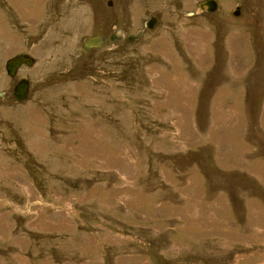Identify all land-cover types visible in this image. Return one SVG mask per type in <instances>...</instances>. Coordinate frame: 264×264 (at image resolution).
Wrapping results in <instances>:
<instances>
[{
    "label": "rangeland",
    "instance_id": "1",
    "mask_svg": "<svg viewBox=\"0 0 264 264\" xmlns=\"http://www.w3.org/2000/svg\"><path fill=\"white\" fill-rule=\"evenodd\" d=\"M201 1L0 0V264H264V0Z\"/></svg>",
    "mask_w": 264,
    "mask_h": 264
},
{
    "label": "water",
    "instance_id": "2",
    "mask_svg": "<svg viewBox=\"0 0 264 264\" xmlns=\"http://www.w3.org/2000/svg\"><path fill=\"white\" fill-rule=\"evenodd\" d=\"M217 7V3L215 0H202L201 2L197 3V11L200 12L201 10L207 12H213ZM239 13V7H236L234 14ZM156 23V17L154 15H149L148 19L145 22V28L152 29L154 24ZM142 34V31L137 32L135 35L128 36L127 39L129 41H133L138 38ZM121 36V35H120ZM117 37V38H120ZM114 36L111 35V39ZM106 42L105 36L103 35H96V36H89L84 39L83 49L89 51L93 47H100L104 45ZM7 70L9 71L10 75L14 74L18 67L22 64L26 66H31L34 63V59L29 56L27 53H18L8 61ZM16 98L20 101H23L27 98L28 94V81L26 79H22L16 87H14L13 91ZM3 96V95H2Z\"/></svg>",
    "mask_w": 264,
    "mask_h": 264
},
{
    "label": "crops",
    "instance_id": "3",
    "mask_svg": "<svg viewBox=\"0 0 264 264\" xmlns=\"http://www.w3.org/2000/svg\"><path fill=\"white\" fill-rule=\"evenodd\" d=\"M260 89V88H259ZM252 90H254V96L257 94L256 92L258 91L257 89H251L250 90V93H249V95L251 94V92H252ZM249 97V96H248ZM261 96H260V100H261ZM240 104H245L244 102H242V103H240ZM243 105H241L242 107H243ZM260 108H262V112H263V115H262V118H264V104H263V102L262 101H260V106H259ZM261 112V111H260ZM246 126L247 127H249V125H250V122L252 123V121L247 117L246 118ZM264 123V121L262 122V124ZM262 134V133H261ZM248 145L250 146V144H249V142H248ZM249 164H251V163H249ZM244 170V169H243ZM247 172H249V171H247ZM261 177V176H260ZM261 179H262V177H261ZM255 180V179H254ZM262 181H263V179H262ZM264 182V181H263Z\"/></svg>",
    "mask_w": 264,
    "mask_h": 264
},
{
    "label": "bare ground",
    "instance_id": "4",
    "mask_svg": "<svg viewBox=\"0 0 264 264\" xmlns=\"http://www.w3.org/2000/svg\"><path fill=\"white\" fill-rule=\"evenodd\" d=\"M1 94H4V92H1Z\"/></svg>",
    "mask_w": 264,
    "mask_h": 264
},
{
    "label": "flooded vegetation",
    "instance_id": "5",
    "mask_svg": "<svg viewBox=\"0 0 264 264\" xmlns=\"http://www.w3.org/2000/svg\"><path fill=\"white\" fill-rule=\"evenodd\" d=\"M18 53H19V52H18ZM16 54H17V53H16ZM16 54H15V55H16ZM15 55H13V56H15ZM22 66H23V65H22Z\"/></svg>",
    "mask_w": 264,
    "mask_h": 264
}]
</instances>
